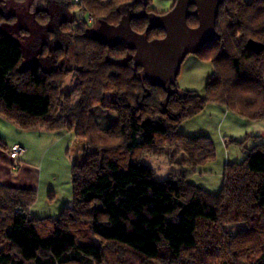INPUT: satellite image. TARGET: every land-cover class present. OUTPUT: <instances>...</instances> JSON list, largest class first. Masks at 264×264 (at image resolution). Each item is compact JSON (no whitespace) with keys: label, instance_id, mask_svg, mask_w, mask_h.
I'll return each instance as SVG.
<instances>
[{"label":"trees","instance_id":"obj_1","mask_svg":"<svg viewBox=\"0 0 264 264\" xmlns=\"http://www.w3.org/2000/svg\"><path fill=\"white\" fill-rule=\"evenodd\" d=\"M1 1L28 6L40 24L49 19L51 0L40 8L38 0ZM54 1L66 11L78 7L92 22L72 16L60 24L72 43L67 64L20 69L19 55L1 78L0 116L21 131L72 133L85 141L84 161L71 166V204L55 217H30L36 192L0 184V264H264V144L241 163L225 164L220 190L211 194L189 176L214 161L213 143L177 131L210 104L264 122V0H221L216 39L195 55L212 66L204 96L180 91L177 78L156 85L125 43L93 38L101 22L117 25L127 12L159 16L151 0ZM15 21L0 13V26ZM187 24L196 27V17ZM129 25L149 41L164 36L147 29L146 17ZM249 40L263 50L249 51ZM18 99L43 100L44 111ZM96 106L115 113L116 122L99 128L89 112ZM146 158L168 159L174 171L156 180ZM233 224L244 228L230 234L225 227Z\"/></svg>","mask_w":264,"mask_h":264},{"label":"rangeland","instance_id":"obj_2","mask_svg":"<svg viewBox=\"0 0 264 264\" xmlns=\"http://www.w3.org/2000/svg\"><path fill=\"white\" fill-rule=\"evenodd\" d=\"M74 1L71 0L73 3ZM173 4L174 0H151L149 10L158 15L166 14ZM34 5L38 8L43 7L45 6L44 0H38L34 2ZM45 10L49 13V19L45 24H40L36 21L31 13L32 9H29L28 6L0 0V13H5L7 16L12 15L16 18L15 23L1 24L0 26L3 37V39H0L1 85L2 76L11 71L20 54L22 55L20 69L38 65L43 70L50 71L70 61L72 57L71 39L68 33L59 30L60 24L63 21L71 20L72 16L78 21H88L90 24V17L82 13L76 6H72L70 11H66L58 1L54 0L47 3ZM62 50L67 51V54L59 56L58 54ZM195 59L200 61L202 57L189 55L185 58L179 68L176 83L180 91H194L199 96H204V85L208 75L207 70H209L207 68L208 64L204 66L205 71H203L195 63ZM69 84L70 81L67 79L64 86L68 89ZM9 99L13 100V97L10 96ZM16 99L14 98V101ZM18 101L21 102L20 105L30 111L39 110V113L44 111L43 100L18 99ZM223 110L225 108L222 106L210 104L204 109L201 116H198L197 120L190 122L191 129L187 126L190 130L201 128V134L208 137L214 145V161L206 164L203 168L196 169L189 176V181L192 184L211 194H217L220 190L225 164L241 163L246 158L249 150L257 145L264 144L263 121H248L231 112H227V115L224 116L226 113H223ZM89 112L101 129H106L111 123L116 122L115 113L108 110L96 106L90 108ZM60 134L64 135L62 142L57 140L58 136L43 131L21 132L15 125L0 116V145L8 147L17 141L27 144V156L30 158V162H35L38 176L40 175L39 198L36 199V203L31 210V215L34 218L55 217L59 214V209L62 208L61 205L65 204L67 198H69V201L72 200L70 169L73 160L78 159L79 164L84 161L85 141L73 139L72 133L62 132ZM252 137H260V139L254 140ZM72 141L74 145L69 151L72 155H67L65 146L71 145ZM241 142L242 145L236 144ZM54 143L56 144L53 145ZM23 150L25 152V149ZM165 151L169 155L172 153L168 149H165ZM5 153L6 150L0 147L1 156ZM179 160L178 158L177 161ZM143 162L154 171L156 180H164L171 171H174V167L165 158H146ZM9 168L11 169L12 165ZM14 171H17V167ZM52 186L57 189V199L48 205L47 189ZM238 228L242 230L244 225H228L225 230L230 234H235Z\"/></svg>","mask_w":264,"mask_h":264},{"label":"water","instance_id":"obj_3","mask_svg":"<svg viewBox=\"0 0 264 264\" xmlns=\"http://www.w3.org/2000/svg\"><path fill=\"white\" fill-rule=\"evenodd\" d=\"M221 0H174L173 8L164 15L132 14L127 12L117 25L100 23L94 39L111 45L125 43L135 52L137 63L143 71L165 88L177 78L179 68L189 55H197L204 46L216 39L214 22ZM194 16L197 26L191 28L187 19ZM148 18V28H159L164 36L149 41L146 33L134 32L129 23L132 19ZM246 47L254 54L263 50V45L247 41Z\"/></svg>","mask_w":264,"mask_h":264},{"label":"crops","instance_id":"obj_4","mask_svg":"<svg viewBox=\"0 0 264 264\" xmlns=\"http://www.w3.org/2000/svg\"><path fill=\"white\" fill-rule=\"evenodd\" d=\"M195 63L197 64V66L199 68H202L203 71H205L204 70L205 69L204 66H206L208 64L207 68L209 70H207V72H208V75L206 77V80H207V78L212 73L211 64L209 62H206L205 59H202V60L200 59V61L196 60ZM204 92H205V85H204ZM223 113H226V114H224V116H226L227 115V110L226 109L223 110ZM201 114H199L198 116H201ZM198 116L194 117L191 120H188V121H185V122L181 123L179 125L178 129H177L178 133H180L181 135H183L185 137H188V138H195V137H199V136H205L204 134H201V128H194V130H190L191 126H192L190 122H192L193 120H197V118H199ZM187 126H189L190 129H188ZM21 132H26V131H21ZM28 132L32 133L34 131H28ZM49 134H54V136H58L57 140L59 142L63 141V136L64 135L62 136L60 133H49ZM73 141L71 142V145L68 144L69 146H65L63 144L65 146V148H66L65 149L66 150L65 153L67 155H72L69 151L71 150V147L74 145ZM55 144L56 143H54L53 145H55ZM14 145H18V146L22 147L23 149H25L24 154L20 157L19 162L17 164V171H14V170H12V168L11 169L9 168V166L12 165V161L9 158L8 153H9L10 147H12ZM5 148H6V153L3 154L2 156L0 154V184L3 185V186H6V187H11V188H20V189L33 190V191L36 192L37 200H38V198H39L38 192L40 191V189H39V178H40L39 176L40 175L38 176V171L35 168L36 167L35 162H30L31 160L27 156V153H28L27 144H24L21 141H17V142H13L12 144H10L8 147H5ZM77 161H78V159H76L75 161L73 160V164L74 163L79 164ZM200 168H203V167H200ZM56 196H57L56 187L55 186H52L50 188L48 187V189H47V204L48 205L52 204V202L57 199ZM70 204H71V201H69V198H67V200L65 201V204H63V206L61 205V207L64 208V207L69 206ZM64 205H66V206H64ZM32 208L29 210V215H30V217L34 218V216L31 215ZM62 208H60L59 211ZM46 217H43V218H46ZM240 230H241V228H238L237 232L240 231Z\"/></svg>","mask_w":264,"mask_h":264},{"label":"built area","instance_id":"obj_5","mask_svg":"<svg viewBox=\"0 0 264 264\" xmlns=\"http://www.w3.org/2000/svg\"><path fill=\"white\" fill-rule=\"evenodd\" d=\"M77 3H78V1L75 0L74 4H77ZM89 22H91V18H89ZM23 154H24V150L22 149V147H20L18 145H14V146L10 147L8 156L12 161V169L13 170H16L19 159Z\"/></svg>","mask_w":264,"mask_h":264}]
</instances>
